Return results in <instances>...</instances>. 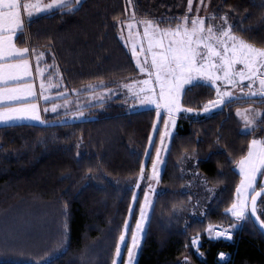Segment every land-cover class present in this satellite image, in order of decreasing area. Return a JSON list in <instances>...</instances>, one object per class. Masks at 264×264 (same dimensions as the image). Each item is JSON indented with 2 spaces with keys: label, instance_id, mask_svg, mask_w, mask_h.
<instances>
[{
  "label": "trees",
  "instance_id": "1",
  "mask_svg": "<svg viewBox=\"0 0 264 264\" xmlns=\"http://www.w3.org/2000/svg\"><path fill=\"white\" fill-rule=\"evenodd\" d=\"M212 2L213 17L226 14L237 35L264 47V0ZM186 6L187 0H83L71 12L26 18L15 42L35 49L33 59L43 52L42 64L49 74L58 73L68 90L100 81L107 88L120 86L141 74L119 36V23L135 12L161 28L175 26ZM124 96L121 91L100 105L90 119L59 122L64 113L43 112L49 123L0 126V264H112L125 221L126 242H131L145 192L142 187L133 201V183L154 132L152 160L164 119L154 131L156 110L131 111ZM215 98L212 85L196 82L185 89L181 103L200 110ZM249 105L263 107L264 101L234 100L209 115H178L162 191L136 264H264V235L250 216L234 228L235 241L207 231L209 225L237 223L225 212L241 180L236 162L254 134L264 138V112L251 132L243 131L236 116L239 107ZM190 167L194 173L187 177ZM200 185L208 192L204 202L192 197ZM200 206L204 214L197 217L192 210ZM258 214L264 220V210ZM193 237H199L198 250ZM220 252H230L231 260L219 259Z\"/></svg>",
  "mask_w": 264,
  "mask_h": 264
},
{
  "label": "snow or ice",
  "instance_id": "2",
  "mask_svg": "<svg viewBox=\"0 0 264 264\" xmlns=\"http://www.w3.org/2000/svg\"><path fill=\"white\" fill-rule=\"evenodd\" d=\"M128 2L131 4V0ZM79 3L80 0H48L47 3L43 0H0V83L15 84L21 75L31 76L28 57L35 49L30 52L28 47H19L14 39L18 32L24 33V13L26 12L28 20L31 21L33 16L51 13L53 10H59L61 13L74 11ZM188 8L190 11L192 0H188ZM176 19L180 22L175 26L161 28L152 20L144 19L137 22L135 12H132L131 20L122 22L129 29L128 37L132 41L129 47L136 58V64L140 72L147 76L143 80L131 81L122 86L129 90L131 98L137 104L155 105L158 116L161 109L167 113V119L164 121L165 131L160 133L162 147L156 148L151 173L147 177L144 166L141 165L136 178L135 187L137 188L140 186V181L146 178L159 182L158 166L161 162V152L167 151L164 142L171 136V129L175 127L176 116L181 110L191 113H198V111L207 113L226 103L238 100L242 96L264 98V47H258L237 35L232 30V25L227 23L226 14L221 18L223 23L215 25L213 23L206 25L205 17L199 15L189 17L186 14ZM137 23L143 25L142 37L139 32L133 35L132 29ZM121 38L123 39V32H121ZM125 43L129 41L125 40ZM43 55L44 53L41 52L36 57L38 68L40 57ZM39 71L43 77L45 70L40 69ZM201 80L214 86L216 98L208 100L200 110L183 107L181 98L185 86H191L194 82ZM245 81H247V88L244 85ZM53 86L51 77H49L48 88L51 89ZM32 87L31 84L23 87L0 86V123L20 119H35L42 123H49L42 120L41 109L37 103L25 102V100L38 99ZM40 88L42 90L45 88L43 78ZM86 88L91 90L89 93L91 98L98 102H102V98L111 95L113 91L104 87L103 81L98 84H88ZM96 89H103V91L97 93ZM232 89H237L238 92ZM72 91L78 90L73 89ZM66 94L67 90L65 93H57L54 97H44V99L45 101L50 98L60 99ZM69 103L65 99L63 104H53L50 110L56 112L58 108L67 109ZM44 111H49V109H44ZM237 114L242 116L249 131L254 130L257 123L256 115H259L258 109L253 115H249L247 110L241 113L239 109ZM83 115L84 113L80 110L72 113L73 118H80ZM153 128L155 131L156 126L153 125ZM149 144L152 145L151 137H149ZM145 155H148L147 151ZM236 163L242 178L236 186V198L225 212L238 221L245 220L251 215L264 228V220H261L257 214L258 210H264V199H261L260 206L257 203L258 198L264 197V182L259 189L256 186L257 176H264V138H253L247 153L242 155ZM152 191H154L153 184L149 183L148 191L144 192V203L140 206V218L137 219L135 230L131 233V243L126 242L128 223L125 221V230L121 232L116 243L115 258L112 264H118L122 245L127 249V264H134L136 251L140 247L144 232V223L148 220V212L152 206L150 199ZM135 200L136 195L133 193V201ZM235 227L236 225H229L226 229L216 230L213 225H209L207 231L210 237L214 232L216 238L231 239L232 229ZM192 244L198 250L199 237H193ZM218 255L224 258L227 254L220 252Z\"/></svg>",
  "mask_w": 264,
  "mask_h": 264
},
{
  "label": "rangeland",
  "instance_id": "3",
  "mask_svg": "<svg viewBox=\"0 0 264 264\" xmlns=\"http://www.w3.org/2000/svg\"><path fill=\"white\" fill-rule=\"evenodd\" d=\"M82 1L83 0H80V3ZM43 2L47 3L48 0H43ZM212 3H213L212 0H203V2H201V0H192V8L189 11L188 0H187V6L185 8V15L187 14L189 17L196 16V15L204 16L206 25H207V22L213 23L214 25L215 24H221V23H223L222 19H218L216 17H213L216 14V12H215V10L212 7ZM78 5H76V6L78 7ZM197 9H199V12H197ZM131 18H132V16H131ZM131 18L129 19V21L131 20ZM135 19H136L137 22L141 21L137 17H135ZM227 23L229 24L228 21H227ZM121 32H123V39L121 38ZM128 32H129V29H128L127 25L123 24L122 22H120L119 23V36H120L121 40L124 42V44H126L125 40L129 41V43L126 44L127 47H129V45L132 42L131 39H129V37H128ZM132 32H133L134 36H135L136 32H139L141 34V37H142L143 25L140 24V23H137L136 26L132 29ZM129 49H130V47H129ZM137 50L139 51V49H137ZM37 56L38 55H36L34 57V59L31 58L30 56L28 57L29 61H30V67H29V72L31 73L30 77L21 75L19 77V80H18L17 83H15V84H12V83L11 84H3L2 87H23L24 85L31 84L33 86L32 87V91L36 94L38 99H36V100H25V102H27V103H37L39 105V107L41 109L40 116H41L43 121H47L45 116L42 114L43 112H45V113H64V115H62L60 118L57 119L59 122H74V121H80V120L93 118L94 115L91 112H93L96 109H98L100 107V105L106 103L107 101H110L113 98H116L121 91L124 92V94H125V96H124L125 98L122 100V102L128 107L129 110H131V111H139V110L149 109V108H154L156 110V107L153 104H143V105L137 104L136 101H134L131 98V96L129 94V90L122 86L123 84L120 85V86L108 87V89H112L113 91L111 92V95L103 97L102 98V102H98V100H93L91 98L90 94H89L91 90H89L87 88H85V89H83L81 91L68 90V89L65 88L64 83L62 81V78H61V76L58 73H55V72L52 73V74L48 73V71H49L48 70V66L42 64L41 57H40V60H39V68L37 67V59H36ZM134 59L136 61L135 57H134ZM32 66H34L35 69H33ZM40 69H44L45 70L44 73H43V77L40 74V71H39ZM140 74H141V78H139V79H137L135 81H140V80H143V79L147 78L145 73L140 72ZM49 77H51V83L54 85L51 89L48 88ZM42 78H43V80L45 82V88L43 90L40 88V82H41ZM199 82L208 83L207 81H203V80H201ZM128 83H130V82H128ZM194 83H196V82H194ZM95 84H98V83H95ZM124 84H127V83H124ZM244 84L247 86V81H245ZM55 85H62V86L56 87ZM187 87H189V86L186 85L185 89ZM185 89H184V91H185ZM66 90H67V94L64 97L60 98V99L50 98L48 101H45V99H44V97H54L57 93H65ZM222 90H223V88H222ZM232 90L234 92H238L237 89H232ZM102 91H103V89H96L97 93L102 92ZM238 95H239V93H238ZM65 99L70 102L69 103V107L67 109L58 108L56 112H52L50 110L53 104H63ZM238 100L239 101L243 100V101H258L259 102V101H264V98H261L260 96H255V97H252V98H248V97H243L242 96ZM222 107L223 106H221L220 108H217V109H213V110H211V111H209L207 113L199 112V111H198V113H191V112L190 113L193 114L196 117L203 116V115H209V114L213 113L214 111H216L218 109H221ZM44 109H49V111H44ZM238 109L241 111V113H243V112H245V110H247V113L249 115L255 114V110L258 109L259 110V115H256V122L257 123H256L255 128L260 124V121H261V118H262V115H263V112H264V106L262 107V106H259V105H249V106L239 107ZM77 110L82 111L84 113V115L82 117H80V118H73L72 117V113L77 111ZM237 110H236V116L238 117V119L242 123L243 131L244 132H251L245 126L244 121L242 119V116L237 114ZM182 111L183 110H181L177 114L176 123H177V117ZM156 112H157V110H156ZM162 118L164 119V121L167 119V113L163 109L160 110L159 116L157 114V121H156V124H155L156 127H158V125H160V122H161ZM164 121H163L162 132L165 131ZM21 123L43 124L40 120L20 119V120H13V121H10L8 123H0V126L12 125V124H21ZM175 129H176V124H175V127L171 129V136L169 138H167L165 140V142H164L165 145L167 146V151H162L161 152V162H160V164L158 166L159 173H160L159 182L157 183L155 180H151L150 181V180H148L146 178L145 180L140 181L139 188L135 187L136 180L133 183L135 195L138 194V192L140 191V189L142 187H144L145 191H148V184L149 183L153 184V187H154V191L150 192V199L152 200V206H151V208L149 209V212H148V220L145 221V223H144V232H143L142 237H141L140 247H141V244L143 242L145 230H146V227H147V224H148V221H149V217H150V214H151V211H152V207H153V203H154L155 197L162 191V187L160 185V180H161V176H162V173H163V170H164V166H165V162H166V156H167V152H168V149H169L170 141H171V138H172V136H173V134L175 132ZM154 138L155 137H154V132H153V134L151 136L152 145L151 146H150V144L148 145V148L146 150L148 152V155L147 156L145 155L144 162H143V166H144V169H145L146 177H147V175H149L151 173L152 160L155 159L156 148L162 147L161 141H160V138H159L158 144L154 148V153H153V156H152V160L150 162L151 154H152L153 147H154L153 146ZM253 138L260 139L262 137L258 133H256V134H254L252 136V139ZM236 169H237V171L240 174V171H239L237 163H236ZM193 173H194V171H193L192 167H190L189 170L184 173V175L189 177ZM262 182H264V176H259L258 175L257 176V185L259 183H260V185H262ZM193 189L194 190L197 189L198 192L197 193H192V197L195 198V200L197 202H199V201L204 202V199L206 198V196L208 194V192L206 191L205 187L203 185L202 186L200 185L198 188L195 187ZM189 190H191V189H189ZM199 204L202 205V203H199ZM203 210L204 209H203L202 206H200L198 208V210L196 208H193L192 214H194L197 217H201L204 214ZM241 221L242 220H239V221L237 220L236 226L240 225ZM215 228H216V230L226 229V228H219V227H215ZM232 231H234V229H232ZM213 236L215 237V233L214 232H213ZM140 247L136 251L134 264L137 263ZM127 259H128V257H127L126 246L122 245V247H121V255L118 258V264H127Z\"/></svg>",
  "mask_w": 264,
  "mask_h": 264
},
{
  "label": "built area",
  "instance_id": "4",
  "mask_svg": "<svg viewBox=\"0 0 264 264\" xmlns=\"http://www.w3.org/2000/svg\"><path fill=\"white\" fill-rule=\"evenodd\" d=\"M225 239H227V238H225ZM231 239H234V240L236 239V236L234 235V233H233ZM231 239H229V240H231ZM224 253L227 254L224 258L219 257V255L217 257L219 259L223 260L225 263H228L231 260V253L230 252H224Z\"/></svg>",
  "mask_w": 264,
  "mask_h": 264
},
{
  "label": "water",
  "instance_id": "5",
  "mask_svg": "<svg viewBox=\"0 0 264 264\" xmlns=\"http://www.w3.org/2000/svg\"><path fill=\"white\" fill-rule=\"evenodd\" d=\"M260 198H258L259 200ZM258 203V202H257ZM258 214V213H257ZM259 215V214H258ZM250 218L252 219V221L254 222L255 226L259 229V231L264 235V228H262L255 220L254 217H252L251 215H249ZM260 218V217H259ZM261 219V218H260Z\"/></svg>",
  "mask_w": 264,
  "mask_h": 264
},
{
  "label": "crops",
  "instance_id": "6",
  "mask_svg": "<svg viewBox=\"0 0 264 264\" xmlns=\"http://www.w3.org/2000/svg\"><path fill=\"white\" fill-rule=\"evenodd\" d=\"M24 18L26 19L27 18V14H26V12L24 13ZM14 39H15V37H14ZM5 63H7L8 61H4ZM32 68L34 69V66H32ZM8 84H11V83H8ZM3 85V83H0V86H2ZM245 85V84H244ZM245 88H247V86L245 85Z\"/></svg>",
  "mask_w": 264,
  "mask_h": 264
}]
</instances>
